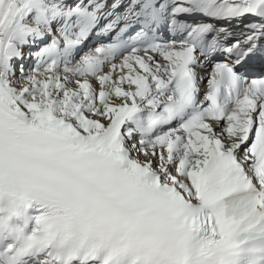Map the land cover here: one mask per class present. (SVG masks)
<instances>
[{
  "label": "snow or ice",
  "instance_id": "obj_1",
  "mask_svg": "<svg viewBox=\"0 0 264 264\" xmlns=\"http://www.w3.org/2000/svg\"><path fill=\"white\" fill-rule=\"evenodd\" d=\"M257 65L264 0H0V264H264Z\"/></svg>",
  "mask_w": 264,
  "mask_h": 264
},
{
  "label": "bare ground",
  "instance_id": "obj_2",
  "mask_svg": "<svg viewBox=\"0 0 264 264\" xmlns=\"http://www.w3.org/2000/svg\"><path fill=\"white\" fill-rule=\"evenodd\" d=\"M232 26H234V25H232ZM237 28H235V30H236ZM77 58H78V56H77ZM93 83H95V81H93ZM217 131H218V129H217Z\"/></svg>",
  "mask_w": 264,
  "mask_h": 264
}]
</instances>
